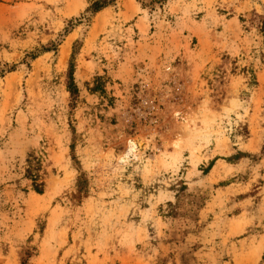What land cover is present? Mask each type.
I'll use <instances>...</instances> for the list:
<instances>
[{
  "label": "rangeland",
  "instance_id": "1",
  "mask_svg": "<svg viewBox=\"0 0 264 264\" xmlns=\"http://www.w3.org/2000/svg\"><path fill=\"white\" fill-rule=\"evenodd\" d=\"M90 3L0 0V264H264V0Z\"/></svg>",
  "mask_w": 264,
  "mask_h": 264
},
{
  "label": "trees",
  "instance_id": "2",
  "mask_svg": "<svg viewBox=\"0 0 264 264\" xmlns=\"http://www.w3.org/2000/svg\"><path fill=\"white\" fill-rule=\"evenodd\" d=\"M117 0H91L90 5L86 8L87 13L95 14L99 11L103 10L104 8L113 5L116 3ZM261 31L264 34V18L261 21ZM76 44H75V50H73L71 61L69 65V71H68V88L72 95H75L78 93V87L75 82L74 78V58L76 54ZM27 171L29 172V175L31 176V179L33 180V186L34 189L42 193L44 191V185L45 183L43 181L39 182V175L35 173L34 171V165L32 164V160L29 161V166L27 168Z\"/></svg>",
  "mask_w": 264,
  "mask_h": 264
}]
</instances>
